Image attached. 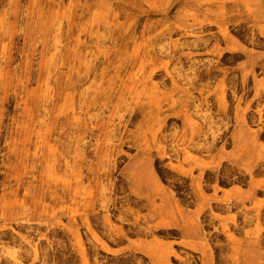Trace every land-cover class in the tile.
<instances>
[{
	"label": "rangeland",
	"instance_id": "1",
	"mask_svg": "<svg viewBox=\"0 0 264 264\" xmlns=\"http://www.w3.org/2000/svg\"><path fill=\"white\" fill-rule=\"evenodd\" d=\"M0 264H264V0H0Z\"/></svg>",
	"mask_w": 264,
	"mask_h": 264
}]
</instances>
